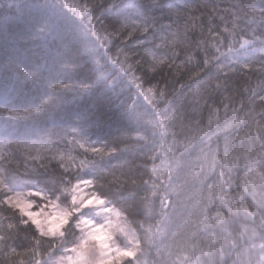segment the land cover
I'll return each instance as SVG.
<instances>
[{"label": "snow or ice", "instance_id": "6c2138e0", "mask_svg": "<svg viewBox=\"0 0 264 264\" xmlns=\"http://www.w3.org/2000/svg\"><path fill=\"white\" fill-rule=\"evenodd\" d=\"M0 264H264V0H0Z\"/></svg>", "mask_w": 264, "mask_h": 264}, {"label": "trees", "instance_id": "16d2710c", "mask_svg": "<svg viewBox=\"0 0 264 264\" xmlns=\"http://www.w3.org/2000/svg\"><path fill=\"white\" fill-rule=\"evenodd\" d=\"M88 114V136L93 141L114 146L119 137L131 131L121 111V99L111 94L83 97L78 106Z\"/></svg>", "mask_w": 264, "mask_h": 264}, {"label": "bare ground", "instance_id": "6f19581e", "mask_svg": "<svg viewBox=\"0 0 264 264\" xmlns=\"http://www.w3.org/2000/svg\"><path fill=\"white\" fill-rule=\"evenodd\" d=\"M79 107V106H78Z\"/></svg>", "mask_w": 264, "mask_h": 264}]
</instances>
